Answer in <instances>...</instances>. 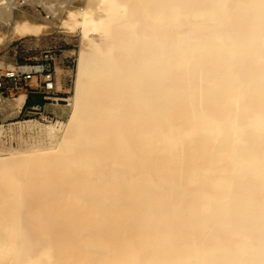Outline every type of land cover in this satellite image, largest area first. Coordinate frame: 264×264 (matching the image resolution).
Here are the masks:
<instances>
[{"label": "bare ground", "instance_id": "bare-ground-1", "mask_svg": "<svg viewBox=\"0 0 264 264\" xmlns=\"http://www.w3.org/2000/svg\"><path fill=\"white\" fill-rule=\"evenodd\" d=\"M14 40L79 68L0 128V264H264V0H0Z\"/></svg>", "mask_w": 264, "mask_h": 264}, {"label": "rangeland", "instance_id": "rangeland-1", "mask_svg": "<svg viewBox=\"0 0 264 264\" xmlns=\"http://www.w3.org/2000/svg\"><path fill=\"white\" fill-rule=\"evenodd\" d=\"M24 10L29 13L30 11L27 8ZM52 34H55V30H52ZM70 37H75L76 34L72 33ZM8 55L3 52H0V62L6 63V65H23L29 66L38 62L42 55L45 53L49 54L51 58V68L54 69L55 62L58 61L62 65L66 66L69 69L70 75L67 77V83L69 86V92L64 95H58L57 97L61 99L60 105H68L70 98L73 95L74 82L78 74V48L74 45L60 43L58 45H49L44 46L41 50L36 52H27V49L24 47L22 42H12L9 45ZM34 59H39L34 61ZM5 94L0 96V128L8 133V130L11 129L13 133L18 132V128L26 124H37L38 127L44 128L49 126H56L58 123L66 124L65 120H61L58 113L50 115L47 118H43L42 114L44 108L48 102L45 98L46 95L39 94L37 92H32L23 87L18 88H9L8 90L3 91ZM19 95H25L26 105L22 111H19L15 105V99ZM28 112L37 114L35 117L28 118ZM3 140L4 147L6 150H13L25 148L26 145L20 143V140L13 139L9 134ZM29 146V145H27Z\"/></svg>", "mask_w": 264, "mask_h": 264}, {"label": "built area", "instance_id": "built-area-1", "mask_svg": "<svg viewBox=\"0 0 264 264\" xmlns=\"http://www.w3.org/2000/svg\"><path fill=\"white\" fill-rule=\"evenodd\" d=\"M22 66L17 64L15 71L0 70V91L18 87L44 95L53 91L55 79L48 53L43 54L35 64L29 65L31 71L19 72Z\"/></svg>", "mask_w": 264, "mask_h": 264}, {"label": "crops", "instance_id": "crops-1", "mask_svg": "<svg viewBox=\"0 0 264 264\" xmlns=\"http://www.w3.org/2000/svg\"><path fill=\"white\" fill-rule=\"evenodd\" d=\"M2 94H5V93H4V92H2V91H0V96H1ZM26 103H27V101L25 102V105H26Z\"/></svg>", "mask_w": 264, "mask_h": 264}]
</instances>
